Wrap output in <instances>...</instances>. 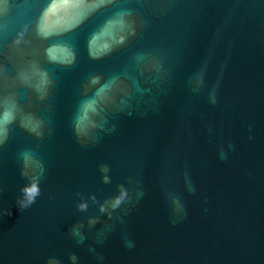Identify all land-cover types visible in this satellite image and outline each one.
Here are the masks:
<instances>
[{
    "label": "water",
    "instance_id": "obj_1",
    "mask_svg": "<svg viewBox=\"0 0 264 264\" xmlns=\"http://www.w3.org/2000/svg\"><path fill=\"white\" fill-rule=\"evenodd\" d=\"M0 264H264V0H0Z\"/></svg>",
    "mask_w": 264,
    "mask_h": 264
},
{
    "label": "clouds",
    "instance_id": "obj_2",
    "mask_svg": "<svg viewBox=\"0 0 264 264\" xmlns=\"http://www.w3.org/2000/svg\"><path fill=\"white\" fill-rule=\"evenodd\" d=\"M223 158V157H222ZM194 191V190H193ZM132 245L130 244L129 247H131Z\"/></svg>",
    "mask_w": 264,
    "mask_h": 264
}]
</instances>
